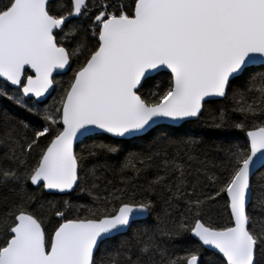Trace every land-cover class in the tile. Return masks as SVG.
Wrapping results in <instances>:
<instances>
[{
    "label": "snow or ice",
    "instance_id": "1",
    "mask_svg": "<svg viewBox=\"0 0 264 264\" xmlns=\"http://www.w3.org/2000/svg\"><path fill=\"white\" fill-rule=\"evenodd\" d=\"M74 61L58 101L41 107L59 86L54 73ZM244 77L246 87L234 88ZM0 81V97L43 121L36 129L0 107V189L15 198L0 212V264H264V184L253 183L264 168V0H67L59 9L51 0H0ZM208 98L232 101L243 120L232 122L222 106L211 126L245 131L246 143L216 146L211 174L193 176L184 158L207 163L192 155L201 141L172 139V126L199 121ZM153 131L154 150L120 165L122 177L136 174L124 187L92 196L90 207L44 198L98 180L104 166L88 165L122 151L114 138ZM97 135L108 141L76 151ZM153 166L164 175L137 193L136 176ZM202 176L208 194L198 191ZM217 200L224 215L213 220ZM153 213L154 225L133 229ZM53 217L60 222L49 234ZM188 235L195 246L178 255L176 241ZM202 249L216 259L203 261Z\"/></svg>",
    "mask_w": 264,
    "mask_h": 264
},
{
    "label": "trees",
    "instance_id": "2",
    "mask_svg": "<svg viewBox=\"0 0 264 264\" xmlns=\"http://www.w3.org/2000/svg\"><path fill=\"white\" fill-rule=\"evenodd\" d=\"M109 2H116L118 3L119 0H109ZM127 2V0H125ZM54 9H59L61 6L67 3V0H53L51 1ZM92 0H89V5L91 7ZM80 21L78 19H74L72 23H79ZM67 31V27L65 29ZM79 61H74L69 67V70L60 75H55L54 79L59 81V86H57L53 92L51 93L48 98L43 101V104H41V107H44L45 105L51 104L54 100V98L58 101L59 96L62 94V87L66 86L71 75L73 69H75L78 66ZM257 71L260 69L257 68ZM159 79V78H158ZM248 77H244L236 82H234L233 87L240 89L241 91L246 87V81ZM3 82L0 81V84ZM12 89H10L11 91ZM231 96V91L229 93ZM248 101L251 102L252 97H247ZM226 107L229 112V118L232 122H240L243 120V117L239 114V112L232 111L233 109V103L231 100L225 101V100H212L210 104L205 105V111L201 115L200 120L196 121L193 120L190 123L183 124L182 126L179 125L177 127H173L174 131L172 134V139L175 140H181V139H195L198 141H201V144L199 145V148L202 150L201 152H193L192 155L198 156L199 161H207V163H199L197 161H191L188 162L187 158L185 157L184 160L186 162V167L189 168V171L193 174V176L196 174L197 170H199L201 173L204 172V170L207 168L209 170V174H211V163L214 162V156L215 152L213 149L216 146H228V145H235V144H245L246 143V134L245 131H241L235 128H228V129H217L211 126L212 124V115L218 113L220 107ZM0 107L8 108L10 111H12L15 115H17L18 118L24 119L27 123H29L32 127L36 129H40L43 125V121L40 120L38 117L29 115L25 111L16 108L15 105H13L10 101H8L4 97H0ZM254 123H260L259 120L253 121L249 120L247 122L248 126H252ZM156 132H150L148 133L143 139H116L114 138L112 142L122 145V151L119 154H109L107 156H101L99 160H94L89 163V167L92 166V164H100L104 167L97 171L96 176L99 177L98 180L91 179L88 181L87 184L78 185L75 187V189L67 194H54V193H45L44 198L46 200H51L53 202H56L59 204L60 208H63V201L68 200L72 205L74 206H84V207H90L92 205V196L95 195H107V192L104 191V189H107L108 191H111L113 188H119L124 187V184L121 183L122 178H126V176H133L136 175L131 172L130 169L125 170V175L122 177V174L120 172V165L123 163L125 157L128 156L129 153H144L147 154L149 151L154 150L150 149V144L154 137L156 136ZM101 140L108 141L107 136L103 135H97L93 136L92 139H84L83 143H77L75 145L76 151L80 152L81 149L86 148L88 145H91L94 142H99ZM41 145L46 143V139L42 138L40 141ZM204 152H207V155L203 154ZM35 154V153H34ZM86 154V153H85ZM175 154V149H172L170 151V155ZM218 162V161H217ZM159 163V161L157 162ZM139 166V165H138ZM260 173H264V168H261L256 176L253 177V183L255 185L264 184V177L260 175ZM157 175H164V172L162 169H158L157 167L153 166L146 171H143L141 174L136 176L135 184H136V192L139 193L141 186L147 187L148 183L155 179ZM203 180V183L200 186V189L198 191L203 192L205 194H208V182L204 180L203 176L201 177ZM108 181H112V184H108ZM171 183L175 182V178L173 177L170 180ZM92 183L99 184V188L94 190L92 192V195L90 196L87 189L91 188ZM81 187H84L86 190L84 192H81ZM131 187V186H129ZM36 190V189H33ZM159 191V190H157ZM139 198V196L137 197ZM201 198L203 196L201 195ZM13 194L8 191L7 189H0V212H3L5 210V207H11L12 203L14 201ZM155 199V197H153ZM223 200H217L213 204L209 205L207 216H210L213 220H219L224 215V209H223ZM182 206V205H181ZM157 212L160 211L161 205L157 203ZM75 207L67 213L69 218H74L76 216ZM86 213L84 211H81L79 215L83 216ZM254 216H259V210H255L253 212ZM155 216L156 213H153L150 216H147V218L142 220L141 224L133 225V229L136 228H142L144 226H152L155 224ZM175 218L179 219V213H174ZM207 218V217H206ZM58 221L56 218H52L51 222L46 223L45 231L47 233H51L54 231L55 227L58 226ZM132 230L129 231L128 235H131ZM126 237H117L116 241L114 243H119L120 240L125 239ZM176 245L181 251H179L178 255H183V249L185 248H192L195 246V240L190 236H186L183 240H177ZM99 256V253L97 254ZM203 261L207 262L209 260H215L216 257L213 256L212 252L202 249L201 250V257Z\"/></svg>",
    "mask_w": 264,
    "mask_h": 264
},
{
    "label": "water",
    "instance_id": "3",
    "mask_svg": "<svg viewBox=\"0 0 264 264\" xmlns=\"http://www.w3.org/2000/svg\"><path fill=\"white\" fill-rule=\"evenodd\" d=\"M51 1H53V0H51ZM69 70V68H67V70L65 71V70H57V72L56 73H54V76L55 75H60V74H64V73H66L67 71ZM53 92V90L51 91V93ZM48 96L49 95H47V97H46V99L48 98ZM46 99H44V101L46 100ZM208 99H210L211 101L212 100H220L221 98H208ZM177 126H179V125H176V126H173V127H177ZM83 139V138H82ZM116 139H129V138H116ZM75 189V188H74ZM73 191V190H72ZM72 191H70V192H72ZM70 192H68V193H70ZM51 193H54V194H60V193H56V192H51ZM67 194V193H66ZM145 218H147V216H145V217H143L142 218V220L143 219H145Z\"/></svg>",
    "mask_w": 264,
    "mask_h": 264
},
{
    "label": "bare ground",
    "instance_id": "4",
    "mask_svg": "<svg viewBox=\"0 0 264 264\" xmlns=\"http://www.w3.org/2000/svg\"><path fill=\"white\" fill-rule=\"evenodd\" d=\"M50 95H51V94H50ZM50 95H49V96H50Z\"/></svg>",
    "mask_w": 264,
    "mask_h": 264
}]
</instances>
